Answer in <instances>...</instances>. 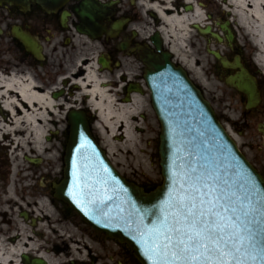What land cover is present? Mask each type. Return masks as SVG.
I'll use <instances>...</instances> for the list:
<instances>
[{
  "label": "flooded vegetation",
  "instance_id": "1",
  "mask_svg": "<svg viewBox=\"0 0 264 264\" xmlns=\"http://www.w3.org/2000/svg\"><path fill=\"white\" fill-rule=\"evenodd\" d=\"M49 1L53 0H44V4H38L34 0L0 2V58L3 53L10 57L4 69L0 70L4 75L30 76L40 86V91L46 90L50 98L58 100L55 113L53 110L46 113L47 126L40 151L36 150L32 141L25 139V132L0 133V195L6 196L9 186L13 193L12 199L6 196V211L0 212V234L15 241L22 226L28 242L33 241L35 244L26 254L29 259L32 256H42L43 251L57 254L65 251L66 259L58 264H140L127 245L94 230L82 228L79 229L78 238L74 241L72 239L73 242L61 246L54 241L48 250L45 236L35 230L41 224L39 221L44 220L43 215L39 213L40 216L37 217L30 211L31 203L39 204V199L30 201L32 195L24 194L19 182L26 180L22 177L25 171L37 167L40 169L39 166L45 169L43 171H50L47 168L59 169L60 176L57 179L61 178L66 129L58 125L65 120L67 109L64 110L62 104L67 93L65 89L71 82L67 76L69 72L75 75L71 67L81 58L79 54L88 55L81 59L85 64L96 63L97 74L105 77L114 106L126 104L132 95V89H143V76L147 70L143 59L158 54L151 41L154 33L151 26L153 12L148 6L153 0ZM14 28L29 36L34 44L35 54L26 50L14 34ZM207 39L205 37L206 42ZM225 56L229 60L234 57L227 54ZM100 58L106 61L103 68L98 62ZM240 61L256 77L260 98L259 103L247 112L264 117V83L258 77L257 71L241 56ZM221 70L226 74L235 72L232 69ZM22 103L28 107L25 102ZM67 106L72 107L73 104L68 103ZM3 115L0 105L1 120ZM86 115L90 122L96 116L91 115L88 110ZM47 154L50 157L46 158ZM5 169L11 171L12 175L15 172L19 174L16 184L2 179ZM39 172L34 171L27 178H44ZM41 186L46 185L41 183ZM52 193L50 183L48 192L39 197L44 202L45 199L48 200L50 204L61 203L53 199ZM57 214L59 219L63 218L61 213ZM37 237L44 239L40 242ZM26 248L29 249V246Z\"/></svg>",
  "mask_w": 264,
  "mask_h": 264
},
{
  "label": "water",
  "instance_id": "2",
  "mask_svg": "<svg viewBox=\"0 0 264 264\" xmlns=\"http://www.w3.org/2000/svg\"><path fill=\"white\" fill-rule=\"evenodd\" d=\"M35 1L41 3V0ZM195 27L200 34L209 33L222 41L209 26ZM220 27L230 44L233 35L227 22ZM15 34L28 50L34 52L28 36L17 30ZM154 44L160 55L148 63L144 80L161 125L158 154L162 184L146 191L121 177L91 135L84 111L74 109L67 115L69 138L63 155V179L53 185L54 197L68 204L97 231L126 243L141 264H154L157 257L149 252V248L153 228L160 227L162 214L159 208L184 175L196 169L217 177L219 187L229 193L249 197L257 209L250 217L254 246L264 247V215L261 214L264 211V179L225 132L210 104L186 72L170 61L168 52L161 51L159 37L155 38ZM209 52L223 67L239 68L237 73L226 78V83L247 96V108L253 107L258 101L256 83L239 58L235 57L230 63L218 51L209 49ZM100 62L104 64L101 59ZM22 258L26 263L27 257L23 255ZM30 264L46 262L34 258Z\"/></svg>",
  "mask_w": 264,
  "mask_h": 264
},
{
  "label": "rangeland",
  "instance_id": "3",
  "mask_svg": "<svg viewBox=\"0 0 264 264\" xmlns=\"http://www.w3.org/2000/svg\"><path fill=\"white\" fill-rule=\"evenodd\" d=\"M180 1L181 0H174V6H181ZM200 1L205 6L206 16H210L211 19H209V21L207 20L205 23L207 24L209 22L214 31H219V21L230 20V27L234 32L232 48H228L225 44L221 45L215 41L210 42V45H208L205 37H201L196 31H193L191 37L185 42V47L179 49L177 54H173L174 61L180 63V65L186 69L190 79L201 89L221 123L235 139L238 148L248 161L264 176V136L259 131L261 128L259 125L264 123V117L258 114L251 115L244 109V97L234 88L224 83V71L221 70L219 64L206 51V47H209L219 50L222 54H227L229 57L240 54L242 59L247 61L253 69L259 71L258 77L264 83V70H262L258 64H255L252 59L255 55L254 52L258 51V49L252 40V36L235 25L231 13L228 14L223 8L225 5L222 0ZM151 26L152 30H154V19L152 20ZM161 26L163 27V25ZM168 42L171 44L169 39ZM79 55L81 58L78 59H84V56H88ZM181 57H185L184 60H182ZM9 59L10 57L7 54H2L0 58V69H4L3 67L6 66ZM71 69L76 71L75 65L72 66ZM0 72H2V70H0ZM65 90L67 91L63 101L65 106L70 103L73 104L74 107H84L85 98L78 89L73 87L72 82L67 85V89ZM140 98L142 100L140 105L141 110H138V104H130L131 108L136 110L134 114H137L136 117H133V114H131L128 119L133 132L131 140L124 138L121 130L112 133L103 125H101L104 130L102 132L100 127L97 126V124H101V122L96 118H94L95 121L92 130L97 141L106 151L112 165L121 175L138 185L150 187L160 184L162 180L157 153L160 124L152 109L149 94L145 91ZM58 127L65 128V122L60 123ZM48 157H50V154L46 155V158ZM39 167L41 168L38 169L37 167L25 171L22 177L26 178V180L24 182H19L22 192L32 195L30 201L35 198L40 200L41 197L39 196L48 192V185L51 181L58 180L57 178L60 176L59 169L51 170L47 168L50 171H43L45 169H43L42 166ZM34 171H37V173L41 171L39 174H42L44 178L40 177L36 179L35 177L36 180L28 179ZM3 173V180L7 183L13 182L16 184L18 181L17 177L19 176L17 172L12 175L11 171H6L5 169ZM40 181L46 186L42 187ZM17 187L19 189V186ZM30 211L36 214L37 217L40 216L39 213L43 215L42 219L44 220L39 221L41 224L36 226L38 229L35 230L39 231L42 236H45L46 248L48 250H50V245L53 244L52 242L54 241L61 246L73 242L74 239L78 238L80 235V228L88 231L91 230L63 204H50L48 200L45 199V202L42 204L31 203ZM57 213H61L63 218L59 219ZM31 235H33L32 232ZM43 239L44 237H41V239L38 238L40 242H42ZM43 245H45V243H43ZM43 252L52 264L60 263L62 260H65L67 256L64 253L65 251L58 254L52 251Z\"/></svg>",
  "mask_w": 264,
  "mask_h": 264
},
{
  "label": "bare ground",
  "instance_id": "4",
  "mask_svg": "<svg viewBox=\"0 0 264 264\" xmlns=\"http://www.w3.org/2000/svg\"><path fill=\"white\" fill-rule=\"evenodd\" d=\"M183 1L189 5L191 4L192 9L187 11L175 7L174 0H153L149 5V8L154 12L155 31L162 33L164 43L169 45L173 54H177L179 49L185 47V42L192 35L191 25L204 27L205 22L210 19V16H206L205 6L200 0ZM222 1L225 5L223 8L228 14L231 13L235 25L252 36L258 49L255 61L264 70V0ZM227 21L228 26H230V20ZM218 23L220 24V21ZM161 25H163V28H161ZM207 25L210 26L211 24L208 22ZM168 39L171 44H169ZM184 58L181 57L182 60ZM75 68L76 75L69 72L67 77L70 78L73 87L89 99L88 105L97 113L101 122V124H97L100 130L104 131L101 125L112 133L121 130L124 138L131 140L133 132L128 120L129 115L134 113L131 105L127 103L114 106L113 99L105 83V77L97 75L94 62L85 64L81 59H78ZM39 87L30 76L0 74V105L4 112L3 120L0 119V133L7 131L25 132V139L32 141L37 151L41 149L42 137L46 131V113L52 110L55 113L58 105V100L50 98L49 92L46 90L40 91ZM22 102H25L28 107L23 105ZM141 102L142 100L138 95L132 96L131 103L133 105L138 104V110H140ZM10 139L14 141L13 138ZM25 139L18 140L24 141ZM6 196L12 199L13 193L10 186L7 189ZM6 196L0 195V212L6 211L4 205ZM38 202L42 204L44 200L41 199ZM22 229L21 226L15 241H11L10 238L8 239L0 234V264H21L19 256L27 254L33 249L34 242H28V238L26 239ZM27 246H29V249L26 248ZM42 257L50 262L44 255Z\"/></svg>",
  "mask_w": 264,
  "mask_h": 264
},
{
  "label": "snow or ice",
  "instance_id": "5",
  "mask_svg": "<svg viewBox=\"0 0 264 264\" xmlns=\"http://www.w3.org/2000/svg\"><path fill=\"white\" fill-rule=\"evenodd\" d=\"M159 211L149 248L154 264H264V247L254 246L253 202L219 187L211 173L185 174Z\"/></svg>",
  "mask_w": 264,
  "mask_h": 264
}]
</instances>
